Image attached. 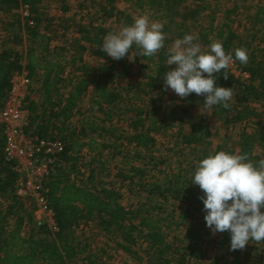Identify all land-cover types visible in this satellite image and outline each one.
<instances>
[{
    "label": "trees",
    "instance_id": "1",
    "mask_svg": "<svg viewBox=\"0 0 264 264\" xmlns=\"http://www.w3.org/2000/svg\"><path fill=\"white\" fill-rule=\"evenodd\" d=\"M51 1L64 4L66 0ZM84 1L97 5L98 15L73 27L67 20L56 23L49 17L44 0H0V15L7 17L1 23L6 36L0 46V109L13 76L26 70L31 79L25 97L26 131L29 136L59 140L63 145V150L54 154L53 170L44 181V195L58 227L55 231L36 225L33 203L17 195L19 174L16 162L5 154L0 126V264H116L99 253H82L84 241L79 230L91 222L133 261L123 264L204 262L211 245L214 256L207 264H264V242L232 251L229 232L213 234L206 226L205 215L199 217L204 211L203 192L198 185H189L192 176L182 179L179 171L162 183L147 181L141 186L146 202L126 204L125 192L98 186L97 166L104 167L105 162L95 159L106 151L112 157L126 155V142L144 152L154 148L157 140L153 133L162 126L149 108L161 107L170 92L163 80L175 67L166 66L168 44L197 30L202 42L209 44L215 37L234 59L236 49H246L248 62L236 61L249 77L243 79L228 68L215 74L217 84L231 88L227 107L221 104L209 109L204 96L195 93L182 99V106H172L162 120L173 117L190 123L180 125L173 150L180 144L189 150L196 158L193 172L201 159L219 151L247 154L249 161L258 165L264 159L257 153L264 143V31L259 35L260 30L244 25L247 33L240 32L243 25H235L232 19L236 8L227 10L223 5L226 13L221 20L211 0H127L136 8L164 13L165 46L152 57L136 56L138 49L133 46V60L128 56L114 60L103 51L109 33L106 21L124 13L116 0ZM25 6L30 18L20 13ZM250 18L253 24H264V0ZM124 23L133 24L130 15ZM169 33L174 36L167 38ZM200 106L213 115L220 114L226 126L252 125L235 139L213 146L209 125L190 121L193 110ZM142 161L144 167L131 170L144 174L149 165L154 169L165 162L151 165V161ZM115 176L127 192L135 191L128 182L135 175L119 170ZM171 203L176 204L174 209H170ZM167 229L182 230V237L170 241Z\"/></svg>",
    "mask_w": 264,
    "mask_h": 264
},
{
    "label": "clouds",
    "instance_id": "2",
    "mask_svg": "<svg viewBox=\"0 0 264 264\" xmlns=\"http://www.w3.org/2000/svg\"><path fill=\"white\" fill-rule=\"evenodd\" d=\"M163 27L147 16L135 18L133 24L105 37L103 51L114 60L125 56L133 60L135 46L136 56H155L165 46ZM233 59L221 42L213 41L204 51L193 35L185 34L168 49L166 66L175 67L164 74L165 90L180 99L202 95L209 109L227 107L231 88L217 84L215 74L227 69ZM235 60L246 64L247 50L236 49ZM189 185H198L203 192L206 226L213 234L230 233V250L244 249L252 241L264 242V159L255 165L247 154H209L197 163Z\"/></svg>",
    "mask_w": 264,
    "mask_h": 264
},
{
    "label": "rangeland",
    "instance_id": "3",
    "mask_svg": "<svg viewBox=\"0 0 264 264\" xmlns=\"http://www.w3.org/2000/svg\"><path fill=\"white\" fill-rule=\"evenodd\" d=\"M45 4L47 5V10L49 17L53 18L54 21L61 22L62 20H67L70 25L73 27H77V24L87 22L91 19H96L98 15L99 8L93 2H88L84 0H66L63 3L60 2H53L51 0H44ZM213 3V7H217L219 17L221 20L225 19L226 10H223V5L227 10L234 9V13L232 14V19L236 20L235 25L237 23H241L243 26L239 29L242 33H247V29L245 27H254L251 28L253 30L257 29L260 30L259 35L262 34L264 31V24H253L251 22L250 16L253 15L256 10L257 6L260 3V0H211ZM222 3V5H220ZM218 4V6H217ZM63 5L68 7L66 10L63 9ZM116 6L118 9L124 13L123 16L118 15L114 16L106 21V26L109 28V34L119 32L126 24L124 23L125 16L130 15L133 22L135 18L141 16H147L152 21L155 22H164V13L158 9H147V8H136L135 6H131V4L127 0H116ZM3 16H0V34L2 38L0 39V46L1 41L4 39L6 34L1 29V23L3 21ZM7 18V17H6ZM5 18V19H6ZM66 21V22H67ZM245 25V27H244ZM246 29V30H245ZM199 31L193 32L191 35L195 37V42L199 43L202 47V50L207 51L208 46L210 45L201 41L199 36ZM174 35L169 33L166 37L172 38ZM217 41L215 37H212V42ZM211 42V43H212ZM174 44L170 42L168 44V49ZM94 64H97L100 61H92ZM183 101L180 99L172 90L166 95L165 100L161 107L159 108H149L150 112L161 120L158 122L159 125L162 126V129L159 131L154 132L153 134L156 137L157 143L154 148L150 149L147 152H144L141 149L135 147V145L126 142V155L112 157L108 151L104 152L101 156H95V159H101V161L105 162L104 167L98 168V176L97 181H99L98 186L103 187H111L119 189L120 191L125 192V198L123 200L126 204H134L140 202H146L147 196L145 193L142 192L141 186L145 182H155L158 181L159 183L164 182L167 179V176L176 174L179 171L182 172V179L191 177L193 175L194 165L196 164V158L190 154L189 150H183L184 146L179 145L176 146L175 152L174 146L177 137V132L181 124L185 126H189L190 123L187 120L182 122L175 120L173 117H168L162 120L163 116L170 110L173 106H182ZM193 114L190 116L191 122H201L202 124H208L212 135L209 138L212 141L213 146L223 143L224 141H228L230 139H235L239 132L247 125H252L251 122H242L238 124H234L231 126H226L223 123V119L220 114L213 115L209 111V109L203 108L200 106L198 109L193 110ZM204 119V121H203ZM128 119L124 120L127 121ZM249 123V124H248ZM251 123V124H250ZM124 122H121L120 125H123ZM257 153L260 155H264V143L260 144L257 148ZM91 158L94 156H90ZM90 157L89 160H90ZM153 157V159H151ZM142 158L145 161L149 162L153 165L155 162H159L164 160L165 162L159 164L157 168H144L146 171L144 174H140L131 170L133 167H144ZM96 165H98L96 163ZM119 170L125 171L126 173H131L135 175V179L129 183L135 188L133 193L127 192V188L120 186L121 184L117 182V178L115 173ZM170 209H174L176 204H169ZM205 212L199 216L203 219ZM28 231V230H26ZM80 234L83 235L82 239L84 241V248L82 249V253L86 254V252H94L103 255V258L106 261H111L112 263L116 264H123L125 261H132L129 257L124 254L120 249L116 247L114 242H112L109 237L103 232L95 222H91L89 224H85L79 230ZM167 237L170 241H174L177 238L182 237V230H166ZM255 241L250 242L248 245L254 244ZM207 253L206 260L204 262H193L189 264H207L209 261L212 260L214 256L213 248H211ZM142 256H145V253H142ZM133 262V261H132ZM136 264H145V260Z\"/></svg>",
    "mask_w": 264,
    "mask_h": 264
},
{
    "label": "built area",
    "instance_id": "4",
    "mask_svg": "<svg viewBox=\"0 0 264 264\" xmlns=\"http://www.w3.org/2000/svg\"><path fill=\"white\" fill-rule=\"evenodd\" d=\"M20 13L24 18L31 17L28 6L21 8ZM228 69L243 79L249 77L247 72L239 68L235 59ZM11 82L5 105L0 109V126L5 138V154L8 159L16 162L15 169L19 174L16 193L33 203V218L36 225H47L50 229L58 231L54 213L44 195V181L53 170L54 154L61 152L63 145L59 140L40 139L28 135L25 97L31 79L28 72L22 70L13 76Z\"/></svg>",
    "mask_w": 264,
    "mask_h": 264
},
{
    "label": "crops",
    "instance_id": "5",
    "mask_svg": "<svg viewBox=\"0 0 264 264\" xmlns=\"http://www.w3.org/2000/svg\"><path fill=\"white\" fill-rule=\"evenodd\" d=\"M0 16H3V15H0ZM4 18V19H3ZM6 16H3L2 19L5 20Z\"/></svg>",
    "mask_w": 264,
    "mask_h": 264
}]
</instances>
